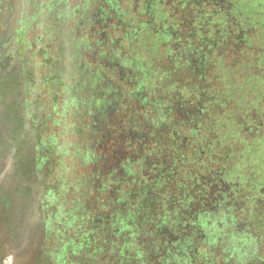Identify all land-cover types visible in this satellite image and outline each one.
Wrapping results in <instances>:
<instances>
[{"label": "trees", "instance_id": "16d2710c", "mask_svg": "<svg viewBox=\"0 0 264 264\" xmlns=\"http://www.w3.org/2000/svg\"><path fill=\"white\" fill-rule=\"evenodd\" d=\"M152 1L128 13L120 45L145 69L108 163L80 171L98 183L70 264H264V0L241 1L250 25L240 0Z\"/></svg>", "mask_w": 264, "mask_h": 264}, {"label": "flooded vegetation", "instance_id": "af4514ba", "mask_svg": "<svg viewBox=\"0 0 264 264\" xmlns=\"http://www.w3.org/2000/svg\"><path fill=\"white\" fill-rule=\"evenodd\" d=\"M148 1L0 0V264L72 262L82 210L67 209L66 173L93 164L76 147L100 145L122 110L112 52Z\"/></svg>", "mask_w": 264, "mask_h": 264}, {"label": "rangeland", "instance_id": "374dc122", "mask_svg": "<svg viewBox=\"0 0 264 264\" xmlns=\"http://www.w3.org/2000/svg\"><path fill=\"white\" fill-rule=\"evenodd\" d=\"M150 1V0H149ZM147 3L146 5V11L149 14H153L154 12V2L150 1ZM243 0H240L239 3L234 4V6L232 7V12L237 13L238 11L243 12V15L246 17L248 16V19L245 20V18L241 17V19L243 20V24L246 25H250V23L254 22V20L249 17V9L244 8L242 6V2ZM252 9V8H251ZM253 10V9H252ZM122 17V15H121ZM240 19V20H241ZM116 41L112 42V46L115 47ZM112 46H109L108 48L113 49ZM112 58L114 59V61L112 62H119V64L117 65L120 69H122V73L126 75L130 78V77H135V75H137L139 69L138 67L145 69L144 67H142V65L140 64V62L136 61L134 57H131L129 54L125 53L122 54V52H119V50L117 49H113L112 52ZM126 73V74H125ZM95 111V109H92ZM89 111V110H88ZM89 113H93V111H89ZM97 145L98 144H85L82 146L81 149H79V146L76 147L78 154L80 155V158L85 161V162H90L95 164L96 166L99 165V163L101 162H107L108 163V158L106 157L105 153L99 152L97 151ZM109 164H111L108 168L107 171L108 172H114V162L113 161H109ZM95 175L96 172H94L93 174H91V178L86 180V179H82L83 177H81V173H78V176L74 179L71 178V175H68L66 173V188H67V193L68 194H75V196H71L68 195L66 198V204H67V209H75L76 207L80 206L81 210H82V215L84 214L85 211V207L83 205V202H81V199L79 198V193L77 190L83 188V185L85 184H89L91 185V187H95L97 186V180L95 179ZM59 182V180H58ZM58 186V185H56ZM81 215V216H82ZM19 257V256H18ZM5 259V261L2 264H21L20 260H16L13 257L11 258H7L6 256L3 257Z\"/></svg>", "mask_w": 264, "mask_h": 264}]
</instances>
